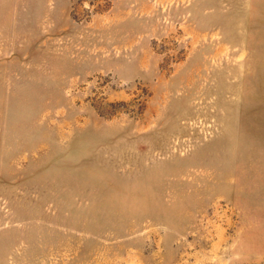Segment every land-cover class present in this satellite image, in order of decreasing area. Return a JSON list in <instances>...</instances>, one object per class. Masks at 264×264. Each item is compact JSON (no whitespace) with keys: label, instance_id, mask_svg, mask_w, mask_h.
I'll return each instance as SVG.
<instances>
[{"label":"rangeland","instance_id":"rangeland-1","mask_svg":"<svg viewBox=\"0 0 264 264\" xmlns=\"http://www.w3.org/2000/svg\"><path fill=\"white\" fill-rule=\"evenodd\" d=\"M0 264H264V0H0Z\"/></svg>","mask_w":264,"mask_h":264}]
</instances>
